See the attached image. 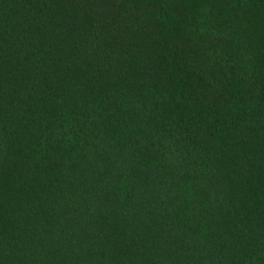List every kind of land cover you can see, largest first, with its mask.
Listing matches in <instances>:
<instances>
[{"label":"trees","instance_id":"1","mask_svg":"<svg viewBox=\"0 0 264 264\" xmlns=\"http://www.w3.org/2000/svg\"><path fill=\"white\" fill-rule=\"evenodd\" d=\"M0 264H264V0H0Z\"/></svg>","mask_w":264,"mask_h":264}]
</instances>
